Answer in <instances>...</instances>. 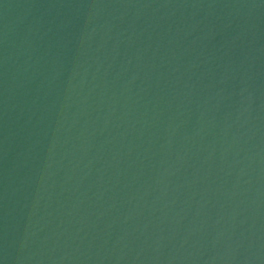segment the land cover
<instances>
[{
    "label": "water",
    "instance_id": "1",
    "mask_svg": "<svg viewBox=\"0 0 264 264\" xmlns=\"http://www.w3.org/2000/svg\"><path fill=\"white\" fill-rule=\"evenodd\" d=\"M2 264H264V0H0Z\"/></svg>",
    "mask_w": 264,
    "mask_h": 264
},
{
    "label": "snow or ice",
    "instance_id": "2",
    "mask_svg": "<svg viewBox=\"0 0 264 264\" xmlns=\"http://www.w3.org/2000/svg\"><path fill=\"white\" fill-rule=\"evenodd\" d=\"M0 264H2V261H0Z\"/></svg>",
    "mask_w": 264,
    "mask_h": 264
}]
</instances>
